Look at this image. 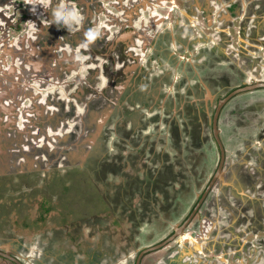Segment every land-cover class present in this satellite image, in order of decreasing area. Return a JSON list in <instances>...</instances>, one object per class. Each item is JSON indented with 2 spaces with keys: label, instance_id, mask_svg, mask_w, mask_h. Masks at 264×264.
<instances>
[{
  "label": "rangeland",
  "instance_id": "374dc122",
  "mask_svg": "<svg viewBox=\"0 0 264 264\" xmlns=\"http://www.w3.org/2000/svg\"><path fill=\"white\" fill-rule=\"evenodd\" d=\"M22 1V8L12 7L13 13L17 16L30 15V5L27 0ZM61 1L48 0L47 7L41 4L43 12H38V15L43 24L50 22L52 14L55 16L61 10ZM131 1L134 0H102L105 10L99 11L96 18L103 20L94 31L104 29L112 35L119 28V23L114 20L122 16L131 20L130 26L140 22L146 26L150 18L155 22L160 20L156 26L164 32L176 28V40L170 41V32L166 33V38L155 40L146 47H143L144 40H133L132 49L141 54L137 62L141 67L137 70L143 69L123 80L125 82L121 85L125 88L119 99L118 111L108 109V100L96 98V102H92L94 108L106 107L101 112H95L101 117L104 115L103 121L90 124L88 134L92 138V146L83 145L79 149L81 153L73 151L75 158L64 156L56 166L45 165L34 170L24 166V171L15 168L0 173V246H9L15 239L38 243L32 264L43 260L39 257L44 250L43 245L61 256L58 257L60 264H84L87 258V252H83L85 247L89 251H99L102 257L99 264H133L143 243H156L165 237L163 233L167 229L168 234L172 231L173 221H183L194 206L195 189L206 183L203 180L196 182L202 170L200 163L194 166L183 161L187 160L191 150L198 147L201 150L207 145L204 147L207 153L204 166L210 173L216 168L217 158L220 160L219 145L213 140L210 125L217 99L242 86L243 80L252 83L264 75V45L255 42V39H261L260 36L264 40V0H250V3L244 0H141L142 4L138 3L133 9L126 8ZM230 4H238L236 14L232 11L233 7L229 9ZM182 11L189 12L191 19L186 20ZM133 14L137 19L132 17ZM86 17L77 24L74 20L70 21V24H76L74 31L84 20L87 21ZM20 25L19 34H23L29 24L23 21ZM84 25L89 28L91 24L87 22ZM39 26L36 24L37 31ZM156 26L153 24V28ZM166 26H169L167 30ZM250 43L258 45L251 54ZM202 64L207 65L201 67ZM207 72L220 74L221 79L211 81V86L205 76ZM57 86L55 84L49 89ZM64 89L61 86L62 98L68 93ZM156 93L160 97L159 105H155L153 110L145 109L143 100ZM162 97L167 99L168 105ZM72 99L77 106L80 104L75 96ZM190 102L195 103L194 108H189ZM71 105L70 108L67 104L53 109L54 125L77 115ZM180 105L186 110L183 115L179 113ZM225 105L220 117V136L227 150H232L230 163L238 161L240 172L244 171L240 170V165L258 170L262 180L256 185L260 194L257 196L264 198V164H258L252 155L247 156L252 153L247 149L251 144L243 142L254 134L253 138L258 139L254 144L263 143L259 135L264 138V88L241 93ZM204 106L207 111L203 110ZM156 117H159L158 120ZM70 120L73 121L70 124H74V118ZM137 121L138 126H135ZM242 122L246 125L243 126ZM175 124L178 130L172 129ZM157 134L160 141L172 137L174 147L158 144L155 139ZM177 134H181V138ZM64 140L66 138L61 141ZM233 164L230 171L236 182L226 179L230 182V188L226 186V190L229 189L227 200L225 195H221L224 187L216 190V195H221L216 202H212L216 214L212 217L203 214L209 219L203 224V230L190 228L188 234L194 231L192 236L181 237L186 239H177L150 253L144 264H226V258L228 264H244V260L248 264H264L263 256L258 258L260 261L252 254L243 257L244 252L238 248L240 241L236 237L241 235L238 229H244L246 221L252 223V220L250 217L244 219L245 216L235 209L237 202L232 201V209L226 204L231 201L233 189L241 190ZM205 177L206 172H202V179ZM194 182L196 186L192 187ZM200 189L197 190L202 192ZM138 190L145 196L140 195ZM111 201L114 210L110 206ZM141 210L145 215L136 216ZM234 217L241 222L237 231L232 223ZM262 222L263 230L258 231L263 232H260L261 236L258 232H248L251 234L249 250L264 246V220ZM216 230L220 231L221 240L226 241L228 234L235 235L233 247L227 248L226 243L216 246L209 243ZM176 250L183 251L184 256L176 254ZM69 252L70 257H64ZM1 261L0 264H5ZM44 264L52 263L46 260Z\"/></svg>",
  "mask_w": 264,
  "mask_h": 264
},
{
  "label": "flooded vegetation",
  "instance_id": "af4514ba",
  "mask_svg": "<svg viewBox=\"0 0 264 264\" xmlns=\"http://www.w3.org/2000/svg\"><path fill=\"white\" fill-rule=\"evenodd\" d=\"M86 1H91V0H62L61 1V3H62L63 6H60V8L63 7L64 9L63 10H60V14L62 13L61 16L62 17H66V18L60 20L61 23H62V26H63V29H62L63 31L59 35H56V38L55 37L54 38L57 39V41L59 43L58 44V48L56 50V52H57V54L59 56H62L65 53H69V54L74 55L73 60L69 61L70 63L68 62V64L70 65V67H67L66 66L64 68V70H63L61 68V65L58 62H54L53 63V66L51 67V69H48V66L47 65L44 66V68H43V69H45V72H43L44 74H42V76L45 77V75L51 74L52 76H50V75H48V76L51 77V81L53 83L58 84L60 86H64V87H65L66 83H68V86L70 87V90L68 91V93L66 92L67 93V97H63L62 98V95L60 93V95H61V98L60 99L63 100V102H62L61 105L64 104L65 106H67V104H68V107H69L68 99L70 97L68 95H71V94H72V97L75 96L77 99L81 100L80 103L86 104L83 101V99L78 98L76 96V94L74 95V92H77L80 95L82 94L80 92V90H81L80 86L81 85L86 86L87 90L90 89V87H95V89L101 90L103 88H100V86L101 87L109 86V88L106 89V90L108 91V95H110V92H112V90H113V88H111V87H113L114 84H116L117 81H123L122 78H127V76L125 75V72H124L125 71L124 68L127 66V61L132 60L131 57H133V56L138 60V58L141 55V54H139V52H136L134 49H132V45L131 46L130 45H126L127 47L125 46V48L124 47H121V46H124L120 42V40L118 39L119 33H122V31H120V29H121V26L123 25V23H121V22H125L126 24H128L129 23L128 21H131L128 18H124L123 16L120 19L119 18H116V20H114V22L118 23V21H120V23H119V28L117 29V31L113 32L112 35H110L108 32H106V36H105L102 33V31H103V29H102V31H96L99 34L96 35L95 38L93 40H91L90 43L89 42H86V41L85 42H82V43L79 42L78 44H76V43L74 44L73 42H69L68 41V38L65 36V34H66L67 31L69 32V33L68 32L67 33L70 34V28L69 29H64V27L65 26H69L71 20L76 21V24H77V20L73 19L72 17L67 16L68 11H70L72 8H75L76 10H78L80 12L81 19L84 18L85 16H87L86 17L87 18V21L84 20V22L82 23L84 25L85 23L90 22L91 25H90L89 28H87L86 26H83L82 27V28H86L87 32H88V29L89 30H97L96 26L98 25L99 22H102V20H103V19L101 20L98 17L96 18L97 14L99 12L98 7L100 6V3H97L96 0H92L93 3H90V7L91 8L93 7L94 13L93 14H89L88 13V7H89V5H87ZM244 1H247L248 3H250V0H244ZM142 2L143 1H141V0L131 1L126 6V8L133 9L135 6H137L138 3H141L142 4ZM14 5H17V7L22 8L24 4H23V1L22 0H21V2L20 1L17 2L16 0H9L10 13H13V8L12 7ZM232 7H233V9H232ZM40 8L42 9L43 7L42 6L41 7L38 6L37 7V9H39L38 11L39 12H43V11H41ZM238 8H239L238 4H237V6H234V4H230L229 5V9H232V11L235 14L237 13V9ZM104 10L105 9H103V11ZM107 13H108V11H107ZM197 14H198V12H197ZM27 16L30 17L29 14L28 15L27 14L26 15L23 14L21 16L20 15L17 16V13H14V19L13 20H14L15 24H18V27H17L18 30L21 28L20 27L21 26L20 23L23 22V21H25ZM41 16H43V15H41ZM132 17L134 19H137V16L135 14H133ZM53 18L55 19V16H53ZM89 20H91V21H89ZM149 20H151V19L149 18ZM149 20H148L147 23H149ZM66 21H67V24H66ZM150 25L151 24L144 26L143 25V22H140L137 25H134L132 23L131 27H129V28H133V29H136L137 28L136 29V32L138 33V35H135L136 37H134V39H136V40H140V39L144 40L143 47H146L148 45V43H147V40H146L145 36L142 37L141 34L142 35L144 34L143 28L145 29V32H146L147 29L150 28ZM80 26H81V24H80ZM73 29H75V27H73ZM71 30H72V28H71ZM19 32H21V29L19 30ZM166 32L167 31L163 32L164 35L162 33L160 38L164 39L166 37L165 36L166 35ZM35 37L37 38L38 35H36ZM260 37H261V39L260 40L255 39L256 40L255 42H258V43L264 45V40H262V37L263 36H260ZM104 39L105 40H109V41H107L105 44H103V40ZM84 45H87V47H85ZM110 45H111V47H110ZM118 45H121V46H119L118 48H116ZM252 45L253 44L250 43V47L252 49V51H250V54L253 53V51H255L254 50L255 47L256 48L258 47V45H254V46H252ZM143 47H142V49H143ZM76 50H78V52H77V58H76ZM96 50H101L103 52L106 50V54L103 55V54H100L99 52H95ZM102 60H104V62ZM102 64H104V65L102 66ZM205 65H207V64H202L201 67H204ZM201 74H202V72L200 73V76H201ZM103 75L105 77L106 76L107 77L104 79ZM205 76H206V79L208 80V82H210V83L213 80H219V79H221L220 74L212 73V72L211 73H209V72L205 73ZM260 80H263L264 81V75H263L262 79H260ZM60 81H63V82L60 83ZM256 81H258V80H256ZM241 83L244 84V83H250V82H245L243 80ZM89 84H91V85H89ZM87 85H88V87H87ZM212 85L213 84L211 83V86ZM50 86H55V85L54 84L53 85L51 84ZM87 90L84 89L83 94H84V96L90 98V96L92 94L89 93L90 91H88V94H87ZM225 96H223V97H225ZM223 97H219L217 99V105H218L219 99H221ZM102 99H105V98H102ZM168 103H166V105H168ZM172 103L174 104V101ZM172 103H171V105H172ZM194 104H195L194 102H190L189 103V105H190L189 108L190 107L191 108H194ZM142 106H144V105H142ZM144 107L147 110L150 109L149 107H146V106H144ZM225 107H226V105L222 108V110ZM118 108H119V106L117 105L116 108H115V110L118 111L119 110ZM152 109H154V107H152ZM203 110L204 111H207L206 106H204ZM167 111H168V109H167ZM185 111L186 110H184L181 107V105H180L179 106V113H181V115H183V112H185ZM221 113H222V111H221ZM221 113H220V117H221ZM168 115H170V112H168ZM220 117H219V127H220ZM158 118L159 117H156V120H158ZM175 118L176 117L173 118V121H175ZM163 120H164V118H163ZM171 121L172 120L170 118L168 120L169 126L171 125L170 124ZM144 125H146V124H144ZM242 125L244 126L246 124L243 123ZM135 126H138V122L135 123ZM210 126H211V130H212V137L214 138L213 140H216L215 137H214V130H213L212 121H211V125ZM172 129L178 130V125L175 124L172 127ZM221 133H222V130H221ZM221 133H220V135H221ZM177 135L181 138V136H180L181 134H177ZM148 137H150V136H148ZM259 137L263 138L262 135H259ZM155 139H157L158 144H162V146L163 145L164 146L171 145L169 147H174V145H175L174 144V141H173L174 139L172 137L169 138V136L166 137L164 140L160 141L159 135L157 134V138H155ZM252 140H254V139H252ZM244 142L246 144H248L247 143V140L246 141L244 140ZM137 143L138 142H136V144ZM216 143H217V141H216ZM201 144H203V143H201ZM198 145H200V144H198ZM206 146L207 145L203 146L201 150H198L199 147L197 149L191 150V154L189 156H187V160H183L184 163H186V165H189L190 163H193V165L196 166L197 163H200L199 168L201 167L202 170H201V173H200L199 177H196V179H197L196 182H199V181L200 182H203L204 181V183L206 182L202 187L201 186L197 187V189L201 188L202 190L201 189L200 190L202 192H199L197 189H195V197H194L195 202H194V206L192 205V208L190 209V212L185 215L186 217L183 219V221L180 222L181 219H179L177 221H173L172 231L168 234V231L169 230L167 229V232L166 233H163V235H165L166 238L164 237L163 239L157 241L156 243H152V244L143 243L142 244V250L139 252V254H138L136 260L133 262V264H137L138 257H139L140 253L144 249L149 248V247L154 246V245H157V244L161 243L162 241H164L165 239H167L168 237H170L175 232L176 227L178 225L183 224L186 221V219H188V217L190 216V214L195 210V208L197 206H198L197 207V211H196L195 215L193 216L191 222L188 224L187 228L185 229V233L182 236L177 237L176 240L177 239H186V238H181V237L192 236L194 231H192V232L190 231L189 234H188V230L190 228H193L195 230L196 229H200L202 231L203 230V227H202L203 224H205L206 221L209 220V219H206V218L203 217V214L204 213H206L208 215V217H212L213 215L216 214L213 211V209H212L213 208L212 202L213 201L216 202L217 199L219 198V196H221V195H223V197L225 195V197H226V194H227L226 192H228V190H229V189L226 190V186L228 188H230V186H229L230 185V182L231 181H235V178H233L232 172L230 171V170H232V165L231 164H233V163H230V161H231V155L230 154L232 153V150H231V148H230V150H227V147L224 145L225 152H226V159H225V164H224V169H223L224 172H225V179L222 182L218 178L216 180L215 185L210 189L209 193L207 195H205V192H206L207 188H209L210 183H211L213 177L215 176V173L217 171V168L219 167V162L221 160V150H220V147H218V153L220 154V156H219L220 157V160H219V158H217V162H216L217 163V166H216V168L214 167L215 169L213 168L214 170L212 169V172L211 173H210V171H207L206 167L204 166L205 156L207 155L206 149L204 148ZM133 151H134V149H133ZM199 151L201 152V154L199 153ZM152 152L153 153L155 152V148H154V150ZM260 152H264L262 150L261 146L258 147V148H255L252 151V153L251 154L249 153L247 156L253 155V158L257 159V157H259V155H260L259 154ZM202 153H204L203 154V157H202ZM34 155H36V154L35 153H32V154H29L28 156L31 157V159H35L34 158L35 157ZM50 156H53V155H50ZM56 156H57L56 162L58 164L64 157H62L61 155H56ZM240 159H241V156L239 155V160ZM26 161H27V159H25L24 162H21V160H17V163L18 164H22V163H26ZM49 161H51V160H49ZM32 162H34V160H32L31 163ZM237 163H238V161H235L233 165H234V169L237 170V175H238L237 184H238L239 188L241 189L240 198L236 197L235 194L233 193V192H235V190H232L233 191L232 192L233 196L231 198V201L228 200V202L226 203V204H228L227 206L232 209V207H231L232 201L237 202L238 204L235 207L236 210H238L241 206H243V205H241V203H243L241 197H249V198L251 197V198H253L252 195H255L256 196V199H257L258 198L257 195H260V194L257 193V190H255V187H252V186L249 187V185L247 187V186H244L243 183H242V182H244L243 181L244 179H248L249 178V175H248L249 173L253 177L255 175L254 172H258V170L256 168H255L256 170H253L254 168H252L251 166L246 167V165L245 166L240 165V170H242V169L244 170L243 172H240L239 171V165L237 166ZM257 163L258 164L260 163V162H258V159H257ZM54 164H56V163H54ZM159 172H160V170H159ZM202 172H206L205 179H202ZM147 178L145 179V181L147 180ZM226 179H230L229 180L230 182H227ZM255 181L257 182V180H255ZM196 182L192 183V184H195V185H192L191 184L192 187H195L196 186ZM253 186H256L255 183L253 184ZM219 187H224V189H225L226 192L225 191H221V195H216V190H218ZM154 188H156V187H154ZM138 192L140 193V195H144L145 194L144 192L141 193L139 190H138ZM230 195L231 194H229L228 196L230 197ZM144 196H143V202L145 201V197ZM113 205H114L113 204V201H111L110 202V206H111L112 210H114L113 209V207H114ZM141 205H142V203H141ZM258 205L259 204H258V199H257V202H256V205L255 206L252 203H246V205L244 206V208L246 206L247 207H252L257 212L258 211L257 210L258 209ZM215 210H217V209H215ZM141 211L142 212H140V213L138 212V214L136 216H144L145 215V212L143 210H141ZM158 214H159V212H158ZM258 215H259V212H258ZM96 220H99V219L96 218ZM170 223H172V222H170ZM210 237H211V240L209 241V243H212L214 237H216V236H210ZM218 238H221V237H218ZM175 241H173V242H175ZM170 243H172V242H170ZM170 243H168L167 245H169ZM37 245H38V243L31 244V243H28L27 241L26 242L25 241L23 242V240H17V239H15V240L11 241V244L9 246H7V245L0 246V252L1 253H4L6 255L9 254L11 257L17 259L22 264H32L33 258L36 256L35 250L37 248ZM166 246H164V247H166ZM42 247H43L44 250H42L41 255L39 257H40V259H43V260L42 261H36V262H38L39 264H44L46 260L47 261L50 260L52 264H60L61 261L58 259V257H61V256L60 255H56L57 252L55 250L52 251L49 248V246H46V245H43ZM163 248H160V249H157V250H154V251H151V252L146 253L142 257L140 264H144L145 263V261L147 259V255H149L152 252L159 251V250H161ZM83 250H84L83 252H85V253L87 252V255H86L87 258L84 261V264H99V261L102 259V257H101V254L99 253L98 250L89 251V250L86 249V247ZM180 253H182L181 250H179V251L176 250V254H180ZM64 255H65L64 257H68V256L70 257L71 253L69 252L67 255L66 254H64ZM0 260H2L1 262L5 263V264L6 263L18 264L13 259L9 258L8 256H4L2 254H0ZM72 260H73V258H72ZM224 261L226 262V264L229 263L227 258Z\"/></svg>",
  "mask_w": 264,
  "mask_h": 264
},
{
  "label": "water",
  "instance_id": "95a60500",
  "mask_svg": "<svg viewBox=\"0 0 264 264\" xmlns=\"http://www.w3.org/2000/svg\"><path fill=\"white\" fill-rule=\"evenodd\" d=\"M2 1H4V3H1ZM96 2L100 3L101 10L99 11L103 12L102 0H96ZM38 3L39 2L33 4L28 2L30 5V17H26L25 20L29 24L28 30L23 34H19V36H14L12 38L9 36L10 34L8 29L10 26L15 24L13 20L14 13H10L9 0H0V123L2 122L4 124L1 125L2 127H6V129L0 128V173H7L9 169L11 170L15 168H21L20 171H24L25 167L28 166V170L39 169L45 165L56 166V155L64 157L68 156L69 152L71 155L73 151H78L77 148L84 145V134L86 133V136L88 135V130L92 121L91 113L95 111L94 107H92L88 101L86 104L80 103L77 106L75 101L72 99V94L68 95L70 96L68 103L72 104V108L75 107L76 110L74 112H77V115L68 117L67 119L69 120L63 119L60 121V125L55 126L52 122V118L55 115L53 109H60L64 105H61L63 100L59 101L61 98V86L58 85L53 88V90H50V85H55V83L51 81V77L48 75H45V78L43 77V79L35 83H30L28 81L31 78L26 73V68L27 65L30 64L31 54H40L41 51L46 54V51L43 50L45 47H34L32 46V40L26 39L30 37L33 38L38 35L36 24L42 25V21L38 15L39 9H37L38 6H41V3ZM91 3H93V1ZM14 6L17 8V5ZM33 8L35 9L34 11ZM10 43L11 46L13 45L12 50H14L15 57L12 55V62L7 64L6 57L9 50L5 48V46ZM3 58L4 60L2 61ZM14 67L16 69L15 72L12 71ZM62 82L63 81H60V83ZM64 88L65 92L70 90L68 83H66ZM260 88H264L263 80H258L252 83H244L242 86L233 89L225 97L219 99L217 108L212 118V124L214 137L221 150V160L215 176L213 177L209 188H207L205 192V195L209 193L218 178L222 182L225 179V172L223 169L226 152L224 144L221 140V129L219 127V117L222 108L237 95ZM102 91H106L105 87ZM80 92L83 93L84 91L80 90ZM75 94L76 96L80 95L77 92ZM208 94L211 95L209 92ZM210 98H212V95ZM79 109L81 110L79 111ZM43 118H47V120H42ZM73 118L74 124H70V122H73L70 119ZM8 123L11 124L10 128H7ZM60 134H63V136ZM64 138H66L67 142L70 141V146L65 145L67 144L66 141H61ZM58 140L59 142H57ZM90 141L92 142V140ZM62 145L64 147L60 149V146ZM74 148L75 150H72ZM32 153H35L36 155H34L35 157L33 156L35 159L34 162L31 163V158L28 155ZM78 153L80 152L78 151ZM25 159H27L26 163H17V160L24 162ZM197 207L183 224L176 227L175 232L170 237L157 245L144 249L138 257L137 264L141 263V259L146 253L163 248L168 243L175 241L177 237L182 236L195 215ZM0 254L8 256L18 264H22L9 254L6 255L1 252Z\"/></svg>",
  "mask_w": 264,
  "mask_h": 264
},
{
  "label": "crops",
  "instance_id": "0c3cea01",
  "mask_svg": "<svg viewBox=\"0 0 264 264\" xmlns=\"http://www.w3.org/2000/svg\"><path fill=\"white\" fill-rule=\"evenodd\" d=\"M91 2H92V0L91 1H86L87 5H89V7H88V13L89 14H93L94 13L93 7L92 8L90 7V3ZM98 10H101V6L98 7ZM182 13H184V16H186V20H190L191 19V16H190V13L189 12H185V11L183 12L182 11ZM53 16L54 15L52 14V17L50 18V20H51L50 22H48L47 24L46 23L45 24L42 23V25L39 26V30L37 31L38 32L37 33L38 34V37L37 38L36 37L35 38L34 37L33 38L32 37L26 38V39L32 40V44H33L32 46H34V47L35 46H39V47L42 46V48L45 47V49H43V50L46 51V54H44L42 51H41L40 54H37V53L31 54V56H30V64L27 65V68H26V73L31 78L30 80H28L30 83H35V82L40 81L41 79H43L44 76H42V74H44L43 72H45V69H43L44 66L47 65L48 66V69H51V67L53 66V63L54 62H58L61 65V68L64 70V68L66 66L67 67H70V65L68 64V62L71 61V60H73V58H74V55L69 54V53H65L62 56H59L57 54L56 50L58 48V44L59 43H58L57 39H55V38H56V35H59L63 31L62 30L63 29V26H62L61 21L57 22L56 19L53 18ZM158 21L160 22V20H158ZM158 21L156 20V22H155V21L149 20V24H151V25H150V28H148L146 32H145V29L143 28L144 34L143 35L141 34V36L142 37L145 36L148 45H151V44H153L155 42V40L160 39L161 34L164 32V31H162V29H159V28L157 29V26L156 25L158 24ZM118 23H120V21H118ZM121 23H123V25L121 26V29H120V31H122V33H119L118 39L120 40V42L124 46L118 45L117 47L115 46L116 48H118L119 46L125 48L126 45H130L131 46L132 45V42L134 40V37H136L135 35H138V33L136 32V29L137 28L136 29L129 28V27H131L129 25V23L128 24H126L125 22H121ZM153 24H154V26H156V28L155 27L153 28ZM75 25L69 24V26H65L64 27V29L65 28H67V29L70 28V34H68L69 33L68 31H67L68 33L66 32V34H65V36L68 38V41L69 42H73L74 44L75 43L78 44L79 42L82 43V42H85V41L86 42L88 41L90 43L91 41L88 40L87 35H86V33H87L86 28H82L85 25H83V24H81V26L79 25V27L76 29V31H74L73 27H75ZM17 27H18V24H13L12 26H10V28L8 29V32L10 34L9 35L10 37L13 38L14 36L19 35L20 32L17 29ZM168 27L169 26H166L165 29L167 30ZM71 28H72V30H71ZM72 31H74V34H72ZM168 32H170V36H172L171 39H170V41L171 42H174L176 40L175 37H174V35L176 33V28L174 30L169 29V30H167L166 33H168ZM102 33L106 36V32H105L104 29H103ZM163 35H164V33H163ZM126 36L128 37L127 39H126ZM165 36L167 37V35H165ZM207 37H210V35L207 36ZM9 40H11V39H9ZM203 40H206V39H203ZM104 41H105V39L103 40V44H104ZM110 47H111V45H110ZM5 48H7L9 50L8 55H7V58H8V62L11 63L12 60H13V56L15 55L14 54V50H12V47H9V45H6ZM95 52H99L100 54H103V55L106 54V50L104 52L101 51V50H96ZM131 59L132 60L127 61V66L124 68V70H125L124 72H125V75L127 77L131 76L133 74V72L135 73L139 69L140 70L143 69V68H139L137 70L138 67H141L140 66L141 64H138L137 63L138 60L134 56L131 57ZM12 71L13 72L16 71L15 67H14V69H12ZM138 73H140V71ZM48 75L52 76L51 74H48ZM123 80H126V78H123ZM122 82H125V81H117L116 84H114V86L111 87V88H113V90H112L113 93L110 92V95H108L107 91H102L103 89H101L99 91V93L97 94L98 96L96 95V96H94L91 99H89L88 97L84 96L83 93L81 95H78L77 97L80 98V99H83L84 102H87L88 101V103L92 104L93 101L96 102L95 101L96 98L102 99V98H105L107 96L108 97V101H109L108 109L111 108L113 110L118 105L120 96H121L122 92L124 91L123 89L125 88V86L121 85V84H123ZM26 83H27V81H26ZM89 85H91V84H89ZM120 85L123 88H121ZM87 87H88V85H87ZM80 88L83 91H84V89L87 90L86 86H83V85H81ZM105 89H107V86L105 87ZM87 94H88V90H87ZM164 98L165 97H162V99H164ZM159 100H160V97L156 93L155 95H151V96H148L147 98H145L143 100L144 101L143 102V105L147 102V103H149V105H150L149 108L151 109L155 105H159V104H157L158 102H160ZM100 102H102V101H99V103ZM166 103H167V99H166ZM174 103H176V102L174 101ZM105 109H106L105 106H101L99 108H94L95 111L93 113H91V117H92L91 123H93V122L96 123L95 121L100 122L103 119V116L104 115L101 117V114H97V113L98 112H101V111H103ZM95 112H97V113H95ZM52 119H50V120H52ZM1 125H4L2 122L0 123V128L6 129L5 126L2 127ZM10 125L11 124L8 123L7 128H10ZM56 125L57 126L60 125V121H58ZM101 127L103 129V124L101 125ZM253 137H254V135H252L249 140H251V138H253ZM255 138H257V137H255ZM259 138H261V137H259ZM261 139H263V138H261ZM261 139H259V140H261ZM90 140H92V138H90V134H88L86 136V139L84 140V147H87V144H89L91 146L93 145V143ZM249 140L247 141V143L248 144H251V145L248 146L247 149H249L250 151H253L255 148H258V147L261 146L262 150L264 151V139H263V143H262V141H260V144L258 146L256 144H254V141H256L258 139H254L252 142L249 141ZM64 141H66V140H64ZM66 143L67 144H65V145H68V146L71 145L70 141L69 142L66 141ZM254 145H256V146H254ZM63 147H64L63 145L60 146V149H62ZM81 147L77 148V150L80 151L79 149ZM94 147H96V144L94 145ZM248 152H246V153H248ZM69 153H68V157H71L72 154L70 155ZM80 153H81V151H80ZM259 154H260L259 157H257L258 162H260L259 164H262L263 165L264 164V152H260ZM73 158H75V157H73ZM5 169H6V167H5ZM254 173H255V175L253 177L249 173L248 174L249 175V178L248 179H244L243 180L244 182H242V183H243L244 186H247V187H248V185H249V187H251V186L252 187H255V190H256L257 187L256 186H253V184L255 183V185H257V182L261 181L262 179L259 178L261 176L259 172H254ZM255 180H257V182ZM234 188H235V186H234ZM233 190H235V192L232 191L235 194V196L238 197V198H240V192H241V190H238V189H233ZM252 197H253V195H252ZM257 197H258L257 199H258V204H259L258 205V209H257L258 211L257 212L252 207H247L246 206L244 208V206L246 205V203H252L255 206L256 205V202H257L256 196L253 197V198H251V197L250 198L249 197H241V199L243 201V203H241V205H243V206H241L237 210L238 212H241L245 216L244 219L250 217V219L252 220V223L250 221H246V223L243 225L244 229L240 228V230L238 229V227H240L239 224H241V222H237L236 221V217H234V219L232 220V223L234 224V229L236 230V228H237L238 231H240V233H241V235L240 236H237L236 238L238 239V241H240L239 242V245H238V248H239V250H241L242 252H244V254L242 253L243 254V257H246L245 254L246 255L247 254H252L257 259L258 258L260 259L261 256L264 257V246L259 247V248L256 247L253 251H252V249L249 250L250 248H248V242H249L248 240L250 239V235L251 234H254L255 232H258L260 229L263 230L262 229V226H263V222L262 221L264 220V203H262V201H263L264 198L262 199L261 196H257ZM227 199L228 198L226 196V200ZM241 208H242V210L240 211ZM249 210H251L252 212L249 213L248 212ZM258 212H259V215H258ZM244 219H241L240 221H242ZM249 231H252L250 235L248 234ZM260 232H262V231H260ZM260 232H258V233L260 234ZM214 233H215V236H216V237H214V239L212 241V243H213L214 246H216V244H225L226 243L227 248L233 247V244L235 243V235H234V237H232V236H230L228 234L227 235V240L225 241V240H221V238H218V237H221L222 236L220 234V231H217L216 230V231H214ZM261 234L259 236H261ZM241 236H243V237H241ZM247 236H248V238H247ZM181 255H182L181 257L184 256V252L183 251H182ZM226 255H228V253H226ZM245 261L246 260H244V264H248L247 261L246 262ZM261 262H263V261H261Z\"/></svg>",
  "mask_w": 264,
  "mask_h": 264
},
{
  "label": "clouds",
  "instance_id": "9594fccd",
  "mask_svg": "<svg viewBox=\"0 0 264 264\" xmlns=\"http://www.w3.org/2000/svg\"><path fill=\"white\" fill-rule=\"evenodd\" d=\"M27 2L29 3H33L35 4L36 2H39L41 4H43L45 7L48 6V0H27ZM61 10H63L64 8L61 7ZM35 9L33 8V11ZM67 16L72 17L73 19L77 20V23H79L80 19H81V14L78 10H76L75 8H72L70 11H68ZM66 17H62L60 15V11L58 10L55 13V19L57 22H59L61 19H65ZM99 33L94 31V30H89L86 35L89 41L93 40L95 38L96 35H98ZM85 47H87V45H84Z\"/></svg>",
  "mask_w": 264,
  "mask_h": 264
},
{
  "label": "trees",
  "instance_id": "16d2710c",
  "mask_svg": "<svg viewBox=\"0 0 264 264\" xmlns=\"http://www.w3.org/2000/svg\"><path fill=\"white\" fill-rule=\"evenodd\" d=\"M108 40H105L104 41V44L107 42ZM123 79V78H122ZM109 88V86H107V89ZM88 91H90L89 93L90 94H92L91 96H90V98L89 99H91V98H93L94 96H96L98 93H99V91L100 90H98V89H95V87H90V89H88ZM107 91V90H106ZM107 93H108V91H107ZM98 96V95H97ZM96 98V97H95ZM106 98V100H108V97L106 96L105 97ZM144 106H146V107H150V105H149V103H145L144 104ZM149 110H153L152 108L151 109H149ZM60 151V150H59Z\"/></svg>",
  "mask_w": 264,
  "mask_h": 264
},
{
  "label": "built area",
  "instance_id": "2783aa9c",
  "mask_svg": "<svg viewBox=\"0 0 264 264\" xmlns=\"http://www.w3.org/2000/svg\"><path fill=\"white\" fill-rule=\"evenodd\" d=\"M17 36H19V35H17ZM34 38H35V36H34ZM13 46V45H12ZM11 46V43L9 44V47H12ZM4 60V58L2 59V61ZM6 62H7V64H9V62H8V58L6 57ZM4 63V62H3Z\"/></svg>",
  "mask_w": 264,
  "mask_h": 264
}]
</instances>
